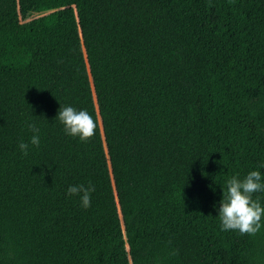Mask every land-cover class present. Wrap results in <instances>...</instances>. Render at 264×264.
Returning <instances> with one entry per match:
<instances>
[{
	"label": "trees",
	"instance_id": "1",
	"mask_svg": "<svg viewBox=\"0 0 264 264\" xmlns=\"http://www.w3.org/2000/svg\"><path fill=\"white\" fill-rule=\"evenodd\" d=\"M261 164L264 0H0V264H264L216 211Z\"/></svg>",
	"mask_w": 264,
	"mask_h": 264
},
{
	"label": "clouds",
	"instance_id": "2",
	"mask_svg": "<svg viewBox=\"0 0 264 264\" xmlns=\"http://www.w3.org/2000/svg\"><path fill=\"white\" fill-rule=\"evenodd\" d=\"M55 119L63 126L64 133L80 141H86L94 135L96 124L93 117L84 109H76L73 106H61ZM28 127L32 135L27 141H21L17 147L27 155L31 147H39L41 139L39 129L34 124ZM264 168V164L260 165ZM226 193L223 191V199L216 208L222 231L236 230L240 234H255L264 228V204L261 197L253 194L264 192V181L259 168L249 171L243 179L233 175L225 181ZM94 185H69L65 195L78 197L82 207L91 205ZM215 207V206H214Z\"/></svg>",
	"mask_w": 264,
	"mask_h": 264
}]
</instances>
